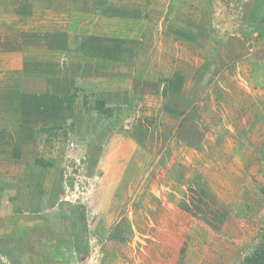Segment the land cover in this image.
I'll use <instances>...</instances> for the list:
<instances>
[{"label":"rangeland","instance_id":"374dc122","mask_svg":"<svg viewBox=\"0 0 264 264\" xmlns=\"http://www.w3.org/2000/svg\"><path fill=\"white\" fill-rule=\"evenodd\" d=\"M263 35L264 0H0V264H241L264 235ZM109 37L131 72L66 90ZM175 72L182 142L132 89ZM67 91L115 131L43 112Z\"/></svg>","mask_w":264,"mask_h":264},{"label":"crops","instance_id":"0c3cea01","mask_svg":"<svg viewBox=\"0 0 264 264\" xmlns=\"http://www.w3.org/2000/svg\"><path fill=\"white\" fill-rule=\"evenodd\" d=\"M115 38V37H114ZM119 39V38H117ZM111 40V41H108ZM106 41L105 44H101L99 41L96 42V44L92 45L90 47V53H88L90 56L93 57V59L89 62V63H78V65L75 68V73L73 75H71V77H69V80L65 79V86H63L64 88L66 87V82H68L70 85L66 87V90H69L70 87L75 86L77 87H81L83 89L85 88H92L90 86L94 85V83H96L98 80L101 79V74H103L104 76H108V74H115L117 72L119 73H124L127 75V68L130 69L129 73L131 72L132 68H133V60H131L129 58V56L132 55L131 51H129V49H123L122 47H120L121 52H118L119 48L116 46V41H113V39L111 37H109ZM137 54V51L136 53ZM138 55V54H137ZM135 55V56H137ZM107 57V65L106 66H99V64H96L95 62V57ZM109 61V62H108ZM176 75V72L174 73V76ZM112 77V75H111ZM124 77V76H123ZM125 78V77H124ZM173 81H166L165 83H163V85L160 84V82L158 81V83L153 82V90H151L150 92H147L146 88V84L148 83L147 81L142 82L143 80L141 79V77H138L137 79H135L136 83L133 84L132 89H135V93H138V95H134L133 98L135 100V102H138L137 98H140V100H142V98H148V103L150 102L154 103V105H157L159 108L160 107H165L166 110L169 111L168 108L171 109V112L173 111L176 112L175 114L177 116V118H180L181 120H183V122L181 123L178 131H176V137L180 138L181 142L183 141V137L187 136L189 137V139L193 140L195 137L197 138V134L195 133L193 135L189 134V131H195L193 125L195 124V120H194V112H193V107L191 106V109L188 111H185L182 113L183 108H178V106L173 105L170 107H167L168 104H171V102H168L167 97H169V100H173L175 99V97L173 96H179L177 90H175V86L177 87H182L181 84V79L180 77L175 78L173 77L172 79ZM96 81V82H95ZM150 83V82H149ZM172 86V87H170ZM176 87V88H177ZM171 90H170V89ZM169 89V90H168ZM168 90V92H167ZM105 92V91H104ZM144 92V93H143ZM167 92V93H166ZM174 92V93H173ZM177 92V94H176ZM134 93V94H135ZM145 93H148V96L144 97ZM66 94H68V96L70 97V93H68V91L66 92ZM142 97H140V95ZM183 96V94H181ZM60 99V98H59ZM73 98H69V100H71ZM184 99V98H183ZM181 97H180V102L184 103L186 105V100L184 101ZM69 100L65 99V100H59L57 105H47L45 107H43V112L45 113H49V111L55 113L58 112V116L57 118L59 119L61 117V120L66 121L69 119V113L70 111H74L75 115H78L77 117L80 118L79 119V130L81 129V131H115L113 129V123H115L113 120H109L107 118L101 117V115H98V110L96 109H89L85 112H83V106L82 103L77 105V99L74 98L73 100V104L69 103ZM178 101V100H177ZM177 104V103H176ZM70 105H74V107H72V109H67V106ZM52 106V107H51ZM121 106V105H117ZM108 109H111V105H107ZM113 109V108H112ZM119 110V109H118ZM78 112L80 114H78ZM116 112H118L116 110ZM180 112V113H178ZM88 113V114H87ZM129 115V113H128ZM223 117V116H221ZM61 121V122H62ZM124 122H126L124 124V127L117 129L116 131H156L154 128L148 127L147 129L144 127V122L142 124H140L137 122L136 126L134 125H129V120L126 119ZM197 122V120H196ZM219 122V119H218ZM252 126V122L249 121L248 124L244 127V130H248L250 127ZM212 131H215L212 129ZM234 132V131H231ZM206 134V132H205ZM200 136V135H198ZM190 140V141H191ZM177 140H175L176 142ZM117 141H114L111 143V145L115 144ZM204 144V143H203Z\"/></svg>","mask_w":264,"mask_h":264},{"label":"trees","instance_id":"16d2710c","mask_svg":"<svg viewBox=\"0 0 264 264\" xmlns=\"http://www.w3.org/2000/svg\"><path fill=\"white\" fill-rule=\"evenodd\" d=\"M178 76L179 75L176 74L175 78H178ZM241 264H264V235L259 244L245 257Z\"/></svg>","mask_w":264,"mask_h":264}]
</instances>
